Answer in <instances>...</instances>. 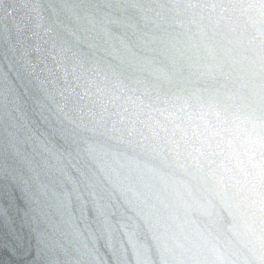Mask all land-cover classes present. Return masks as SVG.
Returning <instances> with one entry per match:
<instances>
[{
    "label": "clouds",
    "instance_id": "clouds-1",
    "mask_svg": "<svg viewBox=\"0 0 264 264\" xmlns=\"http://www.w3.org/2000/svg\"><path fill=\"white\" fill-rule=\"evenodd\" d=\"M90 39L74 47L94 106L74 135L114 142L140 170L129 178L135 191L123 185L127 203L117 197L96 216L95 264H145L162 228L239 251L264 241V212L252 209L246 191L247 174L264 170V125L251 128L218 91L209 55L143 47L133 35Z\"/></svg>",
    "mask_w": 264,
    "mask_h": 264
},
{
    "label": "water",
    "instance_id": "water-1",
    "mask_svg": "<svg viewBox=\"0 0 264 264\" xmlns=\"http://www.w3.org/2000/svg\"><path fill=\"white\" fill-rule=\"evenodd\" d=\"M7 1L50 45L88 96L74 45L91 42L94 34L122 41L133 35L143 47L164 43L209 55L218 91L251 128L264 125V0ZM127 158L138 176L137 161ZM246 191L252 209L264 212V170L247 174ZM167 235L180 264H264V241L239 251Z\"/></svg>",
    "mask_w": 264,
    "mask_h": 264
}]
</instances>
